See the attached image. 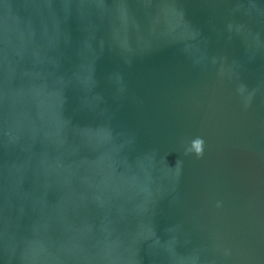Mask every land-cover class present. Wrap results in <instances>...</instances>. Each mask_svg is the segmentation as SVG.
Listing matches in <instances>:
<instances>
[{
    "label": "water",
    "instance_id": "water-1",
    "mask_svg": "<svg viewBox=\"0 0 264 264\" xmlns=\"http://www.w3.org/2000/svg\"><path fill=\"white\" fill-rule=\"evenodd\" d=\"M178 3L185 17L172 0H0V264H138L149 237L154 264H191L167 239L176 221L231 248L217 264H264V85L245 110L194 68L187 21L210 54L251 61L249 87L264 78V26L252 0ZM196 136L204 157L184 158V207L170 210L165 157L174 166ZM139 256L153 264L146 246Z\"/></svg>",
    "mask_w": 264,
    "mask_h": 264
},
{
    "label": "clouds",
    "instance_id": "clouds-1",
    "mask_svg": "<svg viewBox=\"0 0 264 264\" xmlns=\"http://www.w3.org/2000/svg\"><path fill=\"white\" fill-rule=\"evenodd\" d=\"M140 2L142 4V0H140ZM211 2L220 3L223 2V0H211ZM238 2L243 3L246 8L248 7L249 0H238ZM172 3L177 9L184 13V10L179 6L178 0H172ZM252 3L255 4V8H252L250 11L253 21L258 25L264 26V3H262L261 0H252ZM187 23L191 33L193 34V43L200 44L202 52L201 56L189 57L191 65L200 71H211L215 74L216 79L232 85L234 94L240 99L243 108L245 110L250 108L253 99L260 91L261 85H264V78L258 82L259 87H249L248 84L243 82L241 72L245 67V64L251 61H248L245 58H230L225 53L210 54L208 51L209 41L207 38L203 36L199 29L193 27L188 21ZM217 35L224 38L228 42H231V40L236 37L235 32L228 31L227 25L220 29L217 32ZM257 57L264 58V47L258 50ZM225 66L229 67L228 72L222 70ZM73 119L74 115L69 117L70 124H74ZM136 146L137 141L133 138L129 145L124 148V154L133 153ZM182 147V154L176 160L174 166L169 165L167 156L165 157L167 167L171 171L174 178L171 191L169 195L164 198V201H167L170 210H178L184 207L183 196L180 192V178L183 174L184 158L194 156L196 159H202L205 154V140L200 136L185 138L182 141ZM213 206L216 209H221L223 207V201L216 200ZM151 211L154 219L162 213L163 209L161 208L159 201L153 206ZM165 231L167 232V239L174 240L178 247H185L197 253L191 264H217L216 256L213 253H220L224 258H227L232 254L230 247L224 246L219 242L210 246L202 239H198L197 234L199 229L193 222L190 224H186L184 221L171 222L165 227ZM154 232L155 236L161 241L167 240L161 239L157 233V227L154 229ZM153 243L154 241L151 237L140 241L139 251L135 256V260L138 261V264H142V258L139 256V253L141 248L144 246H146L148 254L152 257V262L154 264L157 259V254L154 251H151Z\"/></svg>",
    "mask_w": 264,
    "mask_h": 264
}]
</instances>
